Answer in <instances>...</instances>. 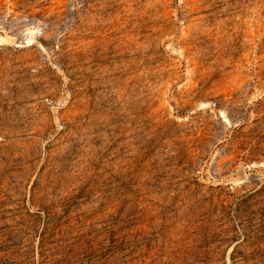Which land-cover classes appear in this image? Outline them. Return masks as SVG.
<instances>
[{
  "label": "rangeland",
  "instance_id": "rangeland-1",
  "mask_svg": "<svg viewBox=\"0 0 264 264\" xmlns=\"http://www.w3.org/2000/svg\"><path fill=\"white\" fill-rule=\"evenodd\" d=\"M0 264H264V0H0Z\"/></svg>",
  "mask_w": 264,
  "mask_h": 264
}]
</instances>
